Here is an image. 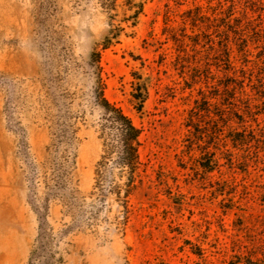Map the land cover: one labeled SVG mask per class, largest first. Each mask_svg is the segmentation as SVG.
I'll use <instances>...</instances> for the list:
<instances>
[{"label": "rangeland", "instance_id": "374dc122", "mask_svg": "<svg viewBox=\"0 0 264 264\" xmlns=\"http://www.w3.org/2000/svg\"><path fill=\"white\" fill-rule=\"evenodd\" d=\"M140 1L0 0V264H236L264 244V152L229 144L231 166L211 144L226 57L215 67L207 21L193 28L221 2L264 31V3L142 0L132 25ZM255 80L245 90L264 95ZM100 89L141 131L127 198Z\"/></svg>", "mask_w": 264, "mask_h": 264}, {"label": "trees", "instance_id": "16d2710c", "mask_svg": "<svg viewBox=\"0 0 264 264\" xmlns=\"http://www.w3.org/2000/svg\"><path fill=\"white\" fill-rule=\"evenodd\" d=\"M141 1L129 17L132 20V25L140 14ZM236 3V0H230V5L236 6ZM254 3L262 4L264 0H246L247 5ZM247 10L249 7L246 6L241 23L235 24V20L231 18L232 10L226 15L221 2H218L217 8L211 9V17H202L199 15L200 12H195V24L193 25V28L198 30L201 28V24H206L203 22L206 20L208 28L216 38V41L211 39V50L217 51L213 59L215 67H219L218 54L220 51L226 57L225 66L227 68L225 71L211 73V144L215 146V150L221 148L231 154L227 160L228 165L231 166L241 163L235 155L233 156L232 148L236 149L238 146L246 148L247 156H249L250 144L253 140L256 142V146H254L256 151L253 152L255 159L259 160V153L264 152V141L260 140V137L264 135V130L260 128L257 121V110L259 105L264 103V95L259 96L258 94V97H255L253 94H248L244 88L245 80L248 79L250 82L255 76L256 83L262 85L264 82V31L259 25H255L254 19L249 16ZM113 36L116 35L113 34ZM110 39L111 37H108L106 42H109ZM178 42L180 43V41ZM185 51L184 45L182 52L185 53ZM253 51H255V57L250 58L254 56ZM98 59L99 54L94 53L92 60L97 72L99 71ZM238 63L239 65L236 66ZM216 71L219 70L216 69ZM98 94L97 105L104 112L101 135L109 141L107 150L116 156V165L121 170L120 174L124 178L123 182L126 188L123 197L127 198L140 183L138 179V149L141 131L122 110L104 98L102 89ZM259 98L261 99L259 100ZM199 111L204 112L203 109ZM247 118L258 128L253 129L251 126H247ZM234 124H237L241 129L235 128ZM224 130H226L225 135ZM229 144H231V149ZM109 146H111V150ZM211 156V170H214L212 165H217L218 161L215 159L214 153H211ZM242 162L248 165L246 157ZM254 250H256L254 255L243 256L241 261L236 264H264V244L258 245Z\"/></svg>", "mask_w": 264, "mask_h": 264}]
</instances>
